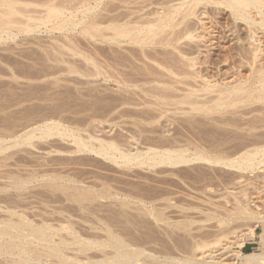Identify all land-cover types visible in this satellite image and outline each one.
<instances>
[{"label":"rangeland","instance_id":"rangeland-1","mask_svg":"<svg viewBox=\"0 0 264 264\" xmlns=\"http://www.w3.org/2000/svg\"><path fill=\"white\" fill-rule=\"evenodd\" d=\"M111 2L113 3V0L110 2H102L101 7L99 6V9L97 8V11H95V13H97V15H104L107 8L113 9L114 7H116L114 8V14L115 12L116 14H123L128 10L127 8L129 6L127 7V4H124V7L122 6L123 2H117V0L116 3L114 2V4H112ZM130 6H134L133 3ZM33 7L34 6H32L31 9ZM102 7L105 8V11H103L104 9ZM214 10L215 9H211L208 12L209 16L216 15L215 18L212 17V20L214 18V21H220L221 24L228 25L227 29L228 27H231V31L237 32V34L234 33L235 35L231 36L230 38H226L228 39L227 41H225V38H223L224 40L221 38H217L216 42H218V44L215 45L216 48L213 50V61H215L221 68L224 69V71L222 70V72L219 73L220 75L218 77L222 79L224 75L226 76V73H228L229 68H231L234 61L237 63H242V66L240 68L242 69L241 73L243 74V76H246L249 72V66H246L245 64L247 62V58L250 57L249 50L251 48V45L249 46V43L247 42L248 29L244 28L246 27V24L236 25V23L233 21V18H230V13H219L220 11H216L214 13ZM100 11H103L104 13H101ZM230 20L232 22H230ZM43 28L44 29H42V32H40L42 34L32 31L29 33H25V35L24 32H22L18 35V37H15L16 39L12 38L6 42H3V44L0 43V147L6 148L4 151L2 149L0 150V189H3L0 193V204L2 203V205L7 206L12 202L21 203L23 201L22 203L28 205L29 207H27L29 209L32 208L30 207V205L33 206V208L29 210V212L34 211L35 213H40L41 211V214H44L46 212L45 214H47L48 217L50 214H52L50 215V217L53 218L55 217L54 215H57V218L55 217L53 219V222H51L52 220L50 221L51 223L56 224V226L59 225V221L61 223L63 221L64 225L65 223H68L65 226H68L69 222L72 221L71 226L74 225V227L86 233V235H84V232H81L77 229V231L83 233L82 235L84 238L89 237L91 239V236L88 235H92L93 232H98L96 231V228L98 226L99 227L97 228V230H100L101 227L105 228L104 226L107 223L106 226H108L109 224V226L112 225V228H114L115 226L119 227L118 229L121 233L124 230L125 234H122V236L124 235V238H129V240H132V237L133 241L136 240V242L140 241V239L141 241L143 240L142 242H144L145 240L149 243L147 244V246L149 247H151L150 244L153 243L151 249L154 246L156 247L158 245V249L161 250L166 246H169L173 248V254L178 253L179 255V253H182L183 256L185 255L183 254L184 251L191 254V249H193L197 243L204 241L206 243L208 241L207 244L209 246L207 247V245L205 244V248L202 249V251L205 250V254L207 255L208 253L210 254L211 250H218L217 252H214V254L217 255V253L220 252V259L223 261V263L235 262V264H240L242 261L238 260L236 258V254L234 253V251H236L237 249L241 250L242 252L263 251L264 247L261 244L260 237V234L262 233V226L259 225L256 227V233L246 235L245 233L247 229L256 224L255 218L246 219L245 216L243 218H240V215L233 212H236L237 206L240 205L239 203L241 202V204L243 205L247 204L246 207L249 208L251 212L254 210L255 212H253L257 213L258 216H264V163L252 170H237L236 168L235 170L231 167L227 168L226 166L219 165H214L213 167L212 164L208 165L203 161H196L189 164L188 166L186 165V167L184 165L180 168L178 166L170 168V166L167 165H163V167L162 165H155L152 168V166L148 164H145V166L144 164L134 165V163L136 162H132L131 164L124 162V165L122 163L123 161H121V164L118 165L117 163L115 164L114 161H111L110 159L108 160L107 158H104L95 153H89L87 151L77 152V147L73 141V138L71 136L69 137L68 135V137H66L67 139H65V135L57 134H55V136H50L47 139L40 138V140L39 138H35L33 139V143L35 144V146L26 143L22 144L20 143L21 140L19 141L17 139H19L20 136H22L30 128L44 123L45 120L50 121L48 123H52V120H54L53 122H62V125H66V127H69V129L71 128V130L73 128V131L79 128L80 132H83V135L81 134V136L84 139H88L89 135L92 133V135L94 134L95 136L103 138L105 140L115 139V142H118L117 145L123 142L122 144L124 145H119L120 148L126 147L123 149H127L128 147V149H130L133 146V148H136L138 146V149L145 151L147 147L154 146V144V147H161L163 143V145H166L168 143L166 146L180 145L182 147H190L191 150H195L197 147H199L201 148V150L204 148L203 151L206 153L208 152L214 155L222 156L225 155L224 157H234L235 155H239L238 153H240V151H242L243 149H253L255 147L264 145V101L259 100L258 102L256 99H254L250 102L248 100L243 102L244 104L241 102L245 106V108H243L244 106L239 103V105L237 104L239 107L235 105L236 107L233 106L232 108H223V111L221 109H218L210 113H199L196 111L185 112L184 110H181L182 108L179 110L176 109V111L174 107H172L174 111L171 109L169 112V109L166 108V106L163 107L164 105L162 104L160 106L159 103H162V101L160 102L159 100L158 102V100L156 101V98H152L151 96L146 95L147 92H142L143 84L146 83H143L141 79L152 77L150 71L157 70L158 64L153 61L152 63H149L148 59L147 61L145 60L146 58L143 59V57L141 56L138 57L139 54L136 56V52L134 51L133 53V48L135 47H126L130 48L129 50L123 48L124 46L121 47L109 42L111 45L113 44V46H110V44L108 42L106 43V41H97L95 39H92L90 35L86 34L85 36V34L80 33L79 31H75L76 33H74L76 35H72V39L76 41L75 43L71 39L67 40L64 37H60L61 35L63 36V33L60 30L59 31L62 34L58 31H54L56 32L55 34H53L54 32L48 34L45 31L46 28ZM236 28H238V30ZM51 34H53L55 37L51 36ZM58 35V39L62 38L61 40L57 39L56 36ZM52 37L54 38L52 39ZM238 37L241 41H243H239ZM63 38L64 41L67 42H64ZM50 40L55 41L50 42ZM56 41L58 44L56 43ZM68 41L71 43H69ZM183 41L187 42V40L184 39ZM242 43L245 44L243 46V48L246 47L245 49H243L240 45ZM91 45L93 46V48ZM74 46L75 48H73ZM239 46L241 49L238 48ZM230 47H233V52L234 54L236 53L234 55L235 59L228 58V54H226V52H223L227 51V49ZM76 48L81 51L82 49H84L82 52L83 55H75L72 50H77ZM158 49L159 54L157 55H159V57L164 56V51H162L163 49ZM68 50L70 53L68 52ZM113 51L115 54L113 53ZM247 52L249 53V55ZM73 53L76 57H73ZM122 53L124 56L122 55ZM89 54L93 59H95V63L98 62L97 67L92 63V60H90L91 62H88L87 57H90ZM84 58L86 62L84 61ZM137 58L139 59V61ZM226 59L227 61L229 59V63L226 61ZM230 60H233V62H231ZM69 61H72L70 63L73 65V62H75L76 65H72L75 69L73 67L72 69L68 67L69 65L71 66V64H69ZM142 65L145 67H143ZM149 65L151 67H149ZM238 65L240 66V64ZM93 66L95 67V69L93 68ZM113 66L116 67L113 68ZM61 68L63 69L61 70ZM81 68L83 72L80 71ZM82 73L85 74L83 75ZM109 73L112 74L110 75ZM125 73L128 74L126 75ZM242 74L240 75L242 76ZM118 77L120 79L122 78L123 81L119 80ZM130 78L132 80V83L128 82ZM135 78L137 79V83L141 80V82L143 83L142 84L140 82L142 84L141 87L138 86L140 83L137 84V88H135L136 85L133 86L135 83L133 81L136 80ZM139 78L141 79L138 81ZM226 80L228 81L230 79ZM126 81L132 85H128ZM146 85L149 86L150 84L148 85L147 83ZM121 88H123V91ZM145 88L143 89V91L146 90ZM125 92L127 94H125ZM138 92L141 94H138ZM128 94H131L132 96H127ZM147 99H151V101L155 100L154 103L156 104L157 102L159 105H155ZM255 100L256 102H254ZM126 102L129 104L126 105ZM131 102L133 103V105L130 104ZM161 110H163L164 114ZM165 110H167L168 112ZM219 111H221L222 113ZM210 116H212L213 118ZM155 117H159L160 119ZM209 117L211 120L208 119ZM37 134L39 133L37 132ZM133 135L135 136V140ZM110 137L112 138L110 139ZM127 138H131L132 142ZM39 140L41 142H39ZM137 140H139L138 144L136 143ZM15 141H18L19 145L16 144ZM93 142L96 143V141ZM31 145L34 146V148L31 147ZM214 146H216L217 148H215ZM263 156V154L259 155L260 158L258 157V159H263ZM52 171L54 173H52ZM28 172H32L34 175H36L37 173L39 177H41V174L45 175L46 173V175L43 178L41 177L42 179H39L38 183L37 181H32L26 184V189L16 190V178L21 175L23 177L25 175V177H28L32 174H29ZM50 174L56 176L58 175L59 177L62 176L61 180L59 179L60 184L62 183L61 186L64 187V185L67 184L68 187L70 185L73 188H77L75 191L77 192V195H79L78 193L82 192L84 186L86 188L88 187V189L95 190H93V192L90 191V193H87L91 194V196L83 195L86 198L81 196L83 199H80V203H78V201L76 202L75 200L72 201L71 198L73 197L71 195L76 194L74 192V189L70 187L72 189V194H70L71 189L68 190L66 185L65 191L67 193L63 191L64 188H62L61 191V186L60 188L51 186L52 184H54V182L49 180V177H46ZM9 175L15 177L12 178ZM72 178H74V180H71ZM66 179L67 181H65ZM48 183L50 184V186L48 185ZM78 184L81 185L79 186ZM76 185L81 187L82 190L78 189ZM14 187L16 189H14ZM49 187L51 189H49ZM69 191L70 193H68ZM19 192L21 194H19ZM34 193L37 196L33 195ZM69 196L71 197L69 198ZM168 198L170 201L167 200ZM15 199L16 201H13ZM122 199L124 200V202ZM82 200L84 201L81 202ZM203 201H205L206 203H204ZM124 203H126V205ZM192 204L194 205L192 206ZM80 206H83V208L81 209ZM146 207L147 209H154V211L157 210V213L165 208V215H169L174 220H182L186 218L185 215H190L193 220L195 219V221L198 222H195L194 224L192 223V229L188 232H185L183 230L181 231L179 229L173 230L172 228L167 227L165 223L161 222L160 224V222L155 218L156 214L152 213L153 210L149 211L152 213L150 215ZM153 207H155L156 209ZM188 207H190V210L188 209ZM136 208H138L139 210ZM219 208L221 209L219 210ZM20 209L28 210L25 207ZM34 209H36L37 211ZM1 211L2 210L0 209V213ZM4 213L7 214L6 212ZM97 213L100 216H98ZM0 215L2 217V214ZM153 215L155 216L153 217ZM237 215L239 216V218H237ZM220 217L222 219H228L227 224H219V219H221ZM234 217H236L237 219H235ZM103 218L105 219V221L102 220ZM57 219H59V221ZM110 220L114 222L112 223ZM108 221L111 222V225ZM162 226H164L165 229ZM116 227L114 229L117 230ZM76 228L74 229L76 230ZM222 229L224 231H222ZM68 230L69 229H67V231ZM88 232L91 234H89ZM62 233L63 235H68V232H66V230L62 231ZM98 233L100 234L101 231H99ZM105 234L106 233L104 232V234L101 235L105 236ZM149 234L151 235L149 236ZM223 234H225L226 237ZM238 234H240V236H243L245 241L244 245L240 247H238V244L236 243L238 242ZM95 235H97V233H93L92 237H95ZM202 235L203 237L201 238ZM222 235V240L219 241L220 244L219 242L216 245L215 243L213 244L214 240L221 237ZM139 236L140 239H138ZM91 240H94V238ZM149 240L151 241L149 242ZM229 241L232 242L230 243ZM233 243L234 245H232ZM219 245L223 246V248L221 246L218 247ZM181 246L187 248L188 250L184 249L183 247L180 248ZM155 247L153 249H156ZM90 251L93 254H100V252L98 251H96L95 253V250L92 249ZM197 251L201 252L200 250ZM67 252L70 254V257H72V254L73 257L78 256V258L80 256L82 257L83 255L82 253L75 250H70V252L68 250ZM93 254H90V256H92ZM205 254L203 253L201 257L206 258L207 256ZM210 255H212V253ZM84 256L86 257L87 255H83V259H79L81 261H88L89 259L86 258L85 260ZM4 258L5 257L3 256L0 258L2 259V261L0 260L2 264H10L12 262L8 260L9 258L6 257V260H8V262L5 261ZM211 260L213 259L211 258L210 261ZM241 264L245 263L242 262Z\"/></svg>","mask_w":264,"mask_h":264},{"label":"bare ground","instance_id":"bare-ground-1","mask_svg":"<svg viewBox=\"0 0 264 264\" xmlns=\"http://www.w3.org/2000/svg\"><path fill=\"white\" fill-rule=\"evenodd\" d=\"M104 1L110 2L112 0H0V43L3 44V42H6L12 38L16 39L15 37H18V35L22 32H24V34L32 32V31L40 33V32H42V29H44L43 27H45L46 28L45 31L48 34L53 33L54 31H58V32L61 31L63 33V36L61 35L60 37H64L67 40H69V39L73 40L72 35H74L76 33L75 31H79L80 33L85 34V36H86V34L90 35V37L92 39H95L97 41H103V42L106 41V43L107 42L108 43L109 42L114 43L115 45H118L121 47L124 46L123 48L135 47V48H133V53L135 51L136 56L139 54L138 57L141 56V57H143V59L146 58L145 60L148 59L149 61L148 60L147 61L149 63L150 62L152 63V61H153V62L158 64L157 70H151L150 69L151 70L150 73L152 74V77H147V79L151 78V79H148L149 81L145 78H144L145 80L141 79L142 77L138 79V81L141 79L143 83H146V84L148 83V85L150 84L149 86H147L146 84H143L140 80L138 83L141 82L143 84L142 92H144V93L147 92L146 95L151 96L152 98L153 97L156 98V101L158 100V102H159V100H160V102L162 101V103H159L160 106H161V104L164 105L163 107L166 106V108L169 109L168 110L169 112L171 109L173 110L172 107H174L175 110L176 109L179 110L182 108L181 110L182 111L184 110L185 112L196 111L199 113H210V112H212L214 110H218V109H221L223 111V108L226 109V108H232L233 106L236 107L235 105H237V104L239 105V103L242 104L243 102L248 101V100L250 102L254 99H256L258 102H259V100L264 101V0H117V2L118 1L121 3L123 2V5H122L123 7H124V4H127V7L129 6L127 8L128 10L125 12L123 11L124 12L123 14L122 13L116 14V12L114 14V8H116V7H114V8L111 7L113 9H108L107 5H106V8H107L106 11L107 12L105 11V8H104L105 6L102 7L104 9L103 11H105L106 14L103 11H100L101 13L103 12L104 15H102V14L97 15V13H95V11H97V8L99 9V6L101 7L102 2H104ZM114 2L116 3V0L115 1L113 0V3L112 2L111 3L114 4ZM132 3L134 6L131 7L130 5H132ZM128 4H130V5H128ZM30 6L31 7L34 6V7L31 9ZM35 6H36V8H35ZM117 8H120V7H117ZM121 9H123V8H121ZM211 9H215L214 13L216 11L217 12L220 11L219 13H222V12H225L226 14L230 13L229 14L230 18H233V21L236 23V25L237 24H243V25L246 24V27H244V28L248 29L247 30L248 31V34H247L248 40H247V38H246V40L249 43V46L251 45L250 46L251 48L249 50L250 55L247 52L250 57L247 58V55H246L247 62L245 65L249 66V72H248L249 74L247 73L246 76H243V74L241 73L242 69H240V68L242 66L241 65L242 63H237L235 61L233 62V60L232 61L230 60L231 62H233V65L231 64L232 66H231V68H229L228 73H226L227 75L226 76L224 75L225 77L223 76L222 79H220L218 77L220 75L219 73L222 72V70L224 71V69L221 68L215 61H213V56H214L213 50L216 48L215 45L218 44V42H216L217 38L218 39L219 38H221V39L225 38V41H227L228 39H226V38H230L231 36L235 35L234 33L237 34V32L231 31L232 30L231 27L230 28L228 27V29H227L228 25L224 24L225 25L224 26L223 24H221L220 21H216V20L214 21V18L216 15L209 16V13H208L209 10H211ZM219 13H218V15H219ZM212 17H214L213 20H212ZM230 22H232V21L230 20ZM233 23H232V25H233ZM239 27H240V25H239ZM236 29L238 30V28H236ZM242 30H244V29H242ZM55 33L56 32H54L53 34H55ZM30 34H29V36H30ZM40 34H42V33H40ZM53 34H51V36H54ZM238 35H240V34H238ZM54 37H52V39ZM56 37L58 39L59 35ZM64 38H63V41H64ZM61 39H58V40H61ZM183 39L187 40V42L183 41ZM238 40L241 41L239 39V37H238ZM54 41L50 40V42H54ZM64 42H67V41H64ZM74 42L76 43V41H74ZM219 42H220V40H219ZM56 43H57V41H56ZM69 43H71V42H69ZM242 44H240V45L243 48V46L245 44H243V45ZM238 45H239V42H238ZM68 46H69V44H68ZM110 46H113V44L112 45L110 44ZM230 46H232V45H230ZM47 47H49V46H47ZM52 48H54V47H52ZM59 48H57V49H59ZM73 48H75V46ZM92 48H93V46H92ZM158 48L163 49L162 51H164V53H163L164 56L161 55L162 57H159V55H157V54H159ZM238 48H240V46ZM245 48L246 47H244L243 49H245ZM76 49L77 50H75V49L72 50L75 53V55H77V54L81 55L83 50H84L82 48H81L82 51L79 50L78 48H76ZM126 49L130 50V48H126ZM86 50H87V48H86ZM97 50H100V49H97ZM233 50H234L233 47H230L227 49V51H223V52H226V54H228V58H230V59L234 58L235 59L234 55L236 53L234 54ZM131 51H132V49H131ZM238 51H239V49H238ZM68 52H69V50H68ZM74 53H73V57L75 56ZM113 53H114V51H113ZM123 53H122V55H123ZM223 55H224V53H223ZM89 56H90V54H89ZM131 57H132V55H131ZM87 58H88L87 59L88 62L90 60H92L93 61L92 63L94 65H96V67H97L98 62L95 63L96 62L95 59H93L91 56L87 57ZM220 58H222V57H220ZM118 59H120V58H118ZM140 60H141V58H140ZM84 61H85V58H84ZM138 61H139V59H138ZM226 61H227V59H226ZM228 61H229V59H228ZM238 61H239V59H238ZM70 62H72V61H69V64H71ZM223 62H225V61H223ZM73 63H74V65L71 64V66L69 65L68 67H70L72 69V67L76 65L75 62H73ZM145 63H146V61H145ZM141 64H142V62H141ZM238 64H240V66ZM225 65H226V63H225ZM115 67L113 66V68H115ZM143 67H145V66H143ZM149 67H151V66L149 65ZM77 68H78V66H77ZM93 68L95 69L94 66H93ZM62 69L63 68H61V70ZM71 69H70V71H71ZM145 70H147V69H145ZM75 71H77V70H75ZM80 71L83 72L82 68ZM88 71H89V69H88ZM126 71H127V69H126ZM101 74H103V73H101ZM116 74H118V73H116ZM125 74H122V75H125ZM240 74H242V76ZM226 79H230V80L227 81ZM119 80L123 81L122 78L121 79L119 78ZM131 81L132 80L130 78L128 82H131ZM133 82L136 83V84L134 83L133 86L136 85L135 88H137V84H138L137 79L134 80ZM124 84H126V83H124ZM140 84L138 86L141 87L142 84L141 85ZM128 85H132V84L128 83ZM144 85H146V86H144ZM144 88L146 89L145 91H143ZM121 89L123 91V88H121ZM125 94H127V93L125 92ZM138 94H141V93L138 92ZM129 95H131V94H128L127 96H129ZM136 98H139V97H136ZM147 100L152 102V103L155 102V100H153V101H151V99L150 100L147 99ZM256 100L254 102H256ZM144 101H146V100H144ZM127 104H129V103L126 102V105ZM130 104L133 105L132 102ZM159 104L156 102L155 105H159ZM250 105H251V103H250ZM160 106H158V107H160ZM262 106H263V104H262ZM166 108H164V109H166ZM243 108H245V106ZM161 111L163 113V110H161ZM165 111H167V110H165ZM167 112H165V113H167ZM219 112H221V111H219ZM219 112H217V113H219ZM236 112H238V111H236ZM247 113H249V112H247ZM196 116H198V115H196ZM210 117H212V116H210ZM210 117L208 119H210ZM155 118L160 119L159 117H155ZM53 121L54 120H52V123H48L50 121L45 120L44 123H42L40 125L38 124L36 127L34 126V127L30 128L29 130H27L17 140H19V141L21 140L20 143H22V144L26 143V144H32L35 146V144L33 143L34 142L33 139H35V138H39V139L40 138L41 139L46 138L47 139L50 136H53V135L55 136V134L65 135V139H67L66 137L71 136L73 138L74 143L76 144L77 152L78 151H80V152L87 151L89 153H95V154H98L104 158H107L108 160L110 159L111 161H114V163L115 164L117 163L118 165L121 164V161H123L122 162L123 164H124V162L130 163V164L132 162H136V163H134V165L135 164H137V165H143L144 164V166H145V164H148V165H151L152 168L155 165H157V166L162 165V167H163V165H167V166H170V168L178 166L180 168L181 166H184V165L186 167V165L188 166L189 164L194 163L196 161H203V162L207 163L208 165L212 164L213 167H214V165H219V166H226L227 168L228 167H231L234 169L236 168L237 170H248V169L252 170L255 167L260 166L264 163V158L258 159L259 155H261V154L264 155V145H261V144H259L261 146L258 145L259 147H255L253 149H246V150L243 149L242 150L243 152L242 151H240V153L237 152L239 155H237V156L235 155L234 157H224L225 155L222 156V155H214V154H211L208 152L206 153L203 151L204 148L201 150V148H199V147H197L195 150H191L190 147H185V146L182 147L180 145L166 146L168 143L166 145H163L164 143L161 145L162 142L160 143L161 147L160 146L154 147L155 146V144H154V146L147 147V149L145 148L146 149L145 151L138 149V146L136 147V145H135L136 148H133L134 147L133 146L130 149H128L129 147L127 149H123L126 147H123V148L119 147V145H121L123 142L121 144L117 145L118 142L116 141L117 142L116 143L115 139L112 140L111 139L112 137H110L111 140H105L103 138L95 136L94 134L92 135V133H91L89 135V138L87 137L88 139H84L81 136V134L83 132L82 131L80 132L79 128L76 129L75 131H73L74 130L73 128H72V130H71V128L69 129V127H66V125L65 126L62 125V122L60 123L57 121L56 122H53ZM136 121H137V119H136ZM218 121H220V120H218ZM223 121H224V119H223ZM78 130L80 133L78 132ZM37 132L39 134H37ZM127 139L131 140V138H127ZM40 140H39V142H41ZM134 140H135V136H134ZM261 140H262V138H261ZM93 141H96V143L98 145ZM138 141L139 140H137V142H136L137 144H138ZM43 142H44V140H43ZM131 142H132V140H131ZM249 142H251V141H249ZM15 143L19 145L18 141L17 142L15 141ZM32 145H31V147L34 148V146H32ZM122 145H124V144H122ZM214 147L217 148L216 146H214ZM232 147H234V146H232ZM1 149L4 151L6 148L0 147V150ZM165 168H166V166H165ZM165 168H163V169H165ZM28 173L31 174L32 172L31 173L28 172ZM34 173H35V171H34ZM52 173H54V172L52 171ZM45 175H46V173H45ZM45 175L41 174L40 176L43 178ZM21 176L16 178L17 184H16V186L14 184V186L17 188L16 189L14 187V189H16V190L26 189L27 188L26 184H28L29 182L37 181V183H38V180L42 179L41 177H39V175H37V173H36V175H34L32 173L28 177H25L26 175L24 177L23 176L21 177ZM10 177H12V176H10ZM10 177H8V178H10ZM13 177H15V176H13ZM46 177H49L50 178L49 180L54 182V184H52L51 186H55L56 188H60V186L62 185V183L60 184V180H61L62 176L59 177L58 175L56 176V175L50 174L49 176H46ZM1 179H2V177H1ZM68 179H69V177H68ZM47 180H48V178H47ZM71 180H74V178H72ZM58 181H59V183H58ZM65 181H67V179ZM79 182H81V181H79ZM82 184H84V183H82ZM48 185L50 186L49 183H48ZM65 185L67 186V184H65ZM65 185H64V187L61 186V188H60L61 191H62V188H64L63 191H65V189H66ZM68 185H69V183H68ZM73 185H75V184H73ZM79 186H77L78 189L82 190V188ZM70 187H71L70 185H69V187L67 186V189L69 190V189L73 188V187H71V188ZM84 187H83L82 192L78 193L79 195H77V192H75L77 188H73L74 192L76 194H72V189H71V193H70V191L68 192V193L72 194L71 195L73 197V198H71L72 201L75 200L76 202L78 201V203H80L79 201L82 198L81 196H83V195L91 196V194H87V193H90V191L93 192V190H95V189L91 190V189H88V187L87 188L86 187L84 188ZM49 189H51V188L49 187ZM1 190H3V189H0V193H1ZM81 190H79V191H81ZM48 192H50V191H48ZM65 193H67V192L65 191ZM173 193H176V192H173ZM19 194H21V193L19 192ZM24 195H26V194H24ZM33 195H36V194L34 193ZM10 196H11V194H10ZM71 196H69V198ZM41 197H43V196H41ZM59 197H61V196H59ZM83 197L86 198L85 196H83ZM99 197H101V196H99ZM6 198H7V196H6ZM39 199H41V198H39ZM195 199H196V197H195ZM209 199H210V197H209ZM167 200H169V198ZM13 201H16V199ZM25 201H26V199H25ZM83 201L84 200H82L81 202H83ZM22 202L21 203L12 202V203H9V205H7V206L2 205V203L0 204V209L3 211V213L4 212L7 213V214H5V213L3 214L2 211L0 213V214H2V217L0 215V258L3 256V257H5L4 258L5 261H7V262H8V260L10 262L12 261L11 263L14 262L13 264H15V263L16 264H235V262L234 263H229V262L223 263V261L220 259V257H221V255L219 254L220 252L217 253V255L214 254V252H217L218 250L217 251L211 250L210 254L212 253V255H210L209 253L206 255L205 254L206 251L205 250L202 251V249L205 248V244L207 245V247L209 246L207 244L208 241H207V243L205 241L197 243L195 246L196 248L195 247H194L195 249L193 248L194 252H193V249H191L192 248L191 247L190 249L192 252H190V250H189V252L191 254L184 251V253H183V254H185L184 256L182 255V253L181 254L179 253V255H178V253H174L175 254L174 255L173 254V248H171L169 246H166L164 249L161 250V249H158L159 245L156 247L153 245L158 250L153 249L154 247L151 249L153 243L150 244L151 247L147 246V244H149V243L145 240H144V242H142L143 240L141 241L140 236L138 239H140L141 242L140 241L136 242V240L133 241L132 237H131L132 240H129V238L128 239L124 238L123 237L124 235L122 236V234H125L124 230L121 233L120 230L118 229L119 227L115 226L117 228V230L114 229L115 227L112 228L111 227L112 226L111 220H110L111 222L108 221L111 226H109V224H108V226H106L107 225V223H106V225L104 226L105 228L101 227V229L99 228L100 230H97V228L99 226L98 227L96 226L97 227L96 231H98V232L101 231V233L99 234L98 232H93L94 234L97 233V235H95V237H92L93 233H92V235H88L89 232L87 233V235L91 236V239L94 238V240H91L89 237L84 238L82 235L83 233L79 232V231H81V232H84V231L79 230L78 228L74 227V225L71 226L72 221L69 222L70 219L68 220V222H69L68 226H65L68 223L67 224L65 223V225H64V222L62 221V223H63V225H62V223L59 221V219H57L59 221V225L56 226V224L51 223V222H53V219L55 217L57 218V215H54L55 217L53 218V217H50V215H52V214H50L48 217L47 214H45L46 212L44 214L43 213L41 214V211H40V213H37V212L35 213L34 211L29 212V210L32 209L33 206L30 205V207H32V208L29 209L28 208L29 206L26 204H23ZM123 202H124V200H123ZM203 202L206 203L205 201H203ZM10 204H13V205H10ZM124 204L126 205V203H124ZM239 204L240 205L237 206V210H236L237 213L236 212H233V213L240 215V218H243L245 216L246 219L255 218V220H256V224L252 227H249L245 234L247 235V234L256 233V227L261 225L262 226V233L260 234V237H261V244L264 247V216H262V215L258 216L257 213H254L255 212L254 210H253L254 212L253 211L251 212V210L246 207L247 204L243 205V204H241V202ZM170 205H172V204H170ZM193 205L194 204H192V206ZM24 207L27 208L28 210H26V209L21 210L20 209V208H24ZM167 207H169V206H167ZM200 207H202V206H200ZM200 207H198V208H200ZM216 207H218V206H216ZM34 208H35V206H34ZM82 208H83V206L81 207V209ZM143 208H145V207H143ZM153 208H155V207H153ZM189 208L190 207H188V209ZM136 209H138V208H136ZM146 209H147V207H146ZM220 209L221 208H219V210ZM34 210H36V209H34ZM147 210H148V212L152 211V210L154 211V209L151 210L150 208H148ZM164 210H165V208L162 209L161 211H159L158 213L156 212L157 210L154 212L152 211V213L156 214L155 218L157 219V221L160 222V224H161V222L165 223V225H167V227H170L173 230L179 229L181 231L183 230L185 232L186 231L188 232V231H191V229H192L191 224L198 222V221H195V219L193 220L190 215L189 216L185 215L186 218L182 219V220H174L169 215H165L166 213L164 212ZM43 211H44V209H43ZM219 212H221V211H219ZM149 213H150V215L152 214L151 212H149ZM229 214H231V213H229ZM258 214H260V213H258ZM63 216H64V213H63ZM98 216H100V215L98 214ZM154 216L155 215H153V217ZM210 217H211V215H210ZM66 218H67V216H66ZM234 218L237 219V218H239V216L237 218L236 217H234ZM60 219H62V218H60ZM216 219H218V218H216ZM102 220L105 221L104 218ZM58 221H57V223H58ZM227 222H228V219H222V218L219 219V224H221V225L225 224V223L227 224ZM101 225H103V224H101ZM217 225H218V223H217ZM72 227L76 228V230ZM162 227L164 228V226H162ZM220 227H223V226H220ZM67 229H69V230L67 231ZM77 229L79 231H77ZM137 229H139V228H137ZM64 230H66V232H68V235H63L62 231H64ZM93 231H95V230H93ZM102 231H103V233H102ZM164 231H167V230H164ZM222 231H224V230L222 229ZM104 232L106 233L105 236L101 235V234H104ZM89 234H91V233H89ZM193 234H194V232H193ZM84 235H86V233ZM150 235L151 234H149V236ZM223 235L225 236V234H223ZM223 235L221 237L217 238L218 240L215 238L217 241L214 240L213 244L215 243V245H216L219 241H221ZM238 235H237L238 236L237 237L238 242H236V240H235V242L238 244V247H240V246L244 245L245 241H244L243 236H240V234H238ZM135 236H136V234H135ZM133 237H134V235H133ZM202 237H203V235L201 236V238ZM228 237H230V236H228ZM149 239H151V238H149ZM201 240H203V239H201ZM150 241L151 240H149V242ZM234 243L232 245H234ZM236 243H235V245H236ZM219 244H220V242H219ZM220 246L221 245H219L218 247H220ZM182 247L183 246H181L180 248H182ZM221 247L223 248V246H221ZM183 248L187 249L185 247H183ZM91 249L95 250V253H96V251L100 252V254H93L90 251ZM228 249H230V248H228ZM68 250H69V252H70V250H72V251L75 250L77 252L82 253L83 255L86 254L87 256L86 257L84 256L85 257L84 259L86 260V258H88L89 262L84 261V260L81 261L79 258H82L83 255L81 254L82 255V257H81L80 253H79V256H80L79 258H78V256L73 257V254H72V257H70V254L67 252ZM177 250H179V249H177ZM197 250H200L201 252H198ZM88 251H90L91 253ZM179 251H181V250H179ZM203 253L207 256L206 258L201 257V255ZM234 253L236 254V258L238 260H241L245 264H264V250L261 252H256V251L242 252L241 250L237 249L236 251H234ZM90 254H93V255L90 256ZM186 255H190V256H186ZM6 257L9 259L6 260L7 259ZM72 258H74V259H72ZM211 258L213 260L210 261ZM0 260L2 261V259H0ZM238 262H240V261H238ZM0 264H2V262H0Z\"/></svg>","mask_w":264,"mask_h":264}]
</instances>
